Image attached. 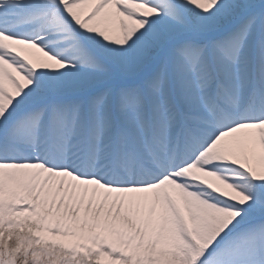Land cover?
I'll return each mask as SVG.
<instances>
[{
	"label": "snow or ice",
	"instance_id": "1",
	"mask_svg": "<svg viewBox=\"0 0 264 264\" xmlns=\"http://www.w3.org/2000/svg\"><path fill=\"white\" fill-rule=\"evenodd\" d=\"M0 264H264V0H0Z\"/></svg>",
	"mask_w": 264,
	"mask_h": 264
}]
</instances>
